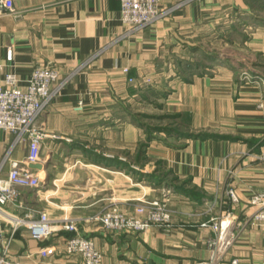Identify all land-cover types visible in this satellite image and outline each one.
Wrapping results in <instances>:
<instances>
[{"label":"crops","instance_id":"obj_1","mask_svg":"<svg viewBox=\"0 0 264 264\" xmlns=\"http://www.w3.org/2000/svg\"><path fill=\"white\" fill-rule=\"evenodd\" d=\"M254 6L194 0L128 35L121 0H15L14 13L0 14V82L12 71L25 85L44 64L63 76L106 47L39 117L48 134L41 167H29L41 183L20 188L22 206L0 204V250L8 243L9 255L23 264H83L65 248L73 232L61 219L68 216L94 239L102 264H196L209 256L213 222L231 211L237 237L223 261L238 256L264 264V227L250 220V197L264 189V159L256 155L264 145V82L240 81L224 50L227 42L239 43L230 34ZM233 9L241 17L228 19ZM249 42L264 52V36L255 33ZM199 55L212 59L210 72L199 70ZM13 140L12 131L0 128V159ZM27 149V142L14 146L5 173L26 165ZM231 186L237 201L228 195ZM167 188L171 225L118 231L90 219L110 205L131 213ZM41 210L56 225L37 238L27 220Z\"/></svg>","mask_w":264,"mask_h":264},{"label":"built area","instance_id":"obj_2","mask_svg":"<svg viewBox=\"0 0 264 264\" xmlns=\"http://www.w3.org/2000/svg\"><path fill=\"white\" fill-rule=\"evenodd\" d=\"M193 1L177 0L172 5L164 7L161 0H121V20L127 27L124 35L141 31ZM15 11V0H0V14ZM105 48L96 50L86 62L63 76L61 70L53 64L36 66L25 85L20 83V78L15 72L6 73L3 82H0V128L12 131L14 140L0 159V204L12 203L22 206L20 188L40 185L41 177L29 167L32 163L41 160L42 142L48 134L38 123V119L73 76ZM8 56L10 58L12 56L11 49L8 51ZM83 105V100H80L77 109H83ZM20 142L28 143L26 165L24 167L13 165L5 173L4 168L10 152ZM256 155L264 159V147ZM164 192L165 196L162 198L143 201L131 213L122 211L117 205H110L90 219L103 229L118 231H143L153 225H171V211L167 197L170 189L167 188ZM227 192L232 200H238L234 187H229ZM250 203L254 207L250 220L264 227V189L253 193ZM61 220L63 221L61 225L73 232L65 240L66 251L72 255H80L83 264H102L103 252L97 247L93 238L78 231L76 219L65 216ZM202 224L206 225L207 221ZM27 225L33 236L42 238L48 236L56 224L46 211L41 210L37 217L27 220ZM213 226L216 234L208 241L209 256L196 264H252L238 256L232 257L227 263L223 261L237 237L235 219L231 211L215 220ZM41 253L47 255L48 250L43 248ZM0 264L23 263L9 255L7 243L0 250Z\"/></svg>","mask_w":264,"mask_h":264},{"label":"rangeland","instance_id":"obj_3","mask_svg":"<svg viewBox=\"0 0 264 264\" xmlns=\"http://www.w3.org/2000/svg\"><path fill=\"white\" fill-rule=\"evenodd\" d=\"M262 2L264 3V0H262ZM230 11L228 12V15H227L228 19H231L235 16L237 19L239 16L241 17V13H239L238 9H233ZM242 18L241 20H243L242 21L243 23L240 24L239 21H236V25H237L236 28L239 31L237 32L235 30L234 32H231L230 34L231 38L238 37L237 39L239 43L234 45L232 42H227L225 44V49H224L226 52L225 57H226V60H228L231 65L235 66L236 71H237L236 72L237 77H239L240 81L252 82V83H259V82L263 83L264 82V52L260 53L256 50H253L251 47L252 45L249 42V40L251 36H253L255 33H259V36H264V4L263 6H259L257 5V2H256L254 6V11L246 13V14H242ZM255 23H258L261 26H263V29L257 31L255 28ZM210 47L212 48L213 46L210 44ZM100 54H98L97 56H99ZM197 59L200 61L199 63L201 64V66L199 67V70H203V71L207 70L205 66L209 65L210 62L212 61V59L205 57L204 55L203 56L199 55ZM261 103L263 102H260L259 104ZM149 121L151 122L150 119ZM263 147L264 145L262 146V148ZM170 192H171V189H170ZM153 199H156V198H153ZM149 200H152V199H149ZM143 201H147V200H143Z\"/></svg>","mask_w":264,"mask_h":264},{"label":"trees","instance_id":"obj_4","mask_svg":"<svg viewBox=\"0 0 264 264\" xmlns=\"http://www.w3.org/2000/svg\"><path fill=\"white\" fill-rule=\"evenodd\" d=\"M259 1H261V0H249L250 4H251L252 6L255 5L256 2L259 3ZM259 4H260L259 6L262 5L261 3H259ZM189 135L203 136V137H205V136H221L220 134L211 133V132H200V133L192 132V133H189ZM227 136H229V135H227ZM227 136H226V137H227Z\"/></svg>","mask_w":264,"mask_h":264},{"label":"water","instance_id":"obj_5","mask_svg":"<svg viewBox=\"0 0 264 264\" xmlns=\"http://www.w3.org/2000/svg\"><path fill=\"white\" fill-rule=\"evenodd\" d=\"M32 167H41V163L36 162L31 164Z\"/></svg>","mask_w":264,"mask_h":264}]
</instances>
